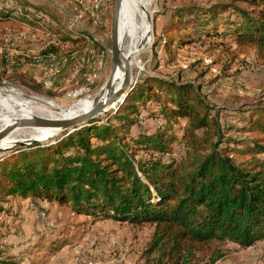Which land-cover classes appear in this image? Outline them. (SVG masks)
<instances>
[{
    "label": "trees",
    "instance_id": "1",
    "mask_svg": "<svg viewBox=\"0 0 264 264\" xmlns=\"http://www.w3.org/2000/svg\"><path fill=\"white\" fill-rule=\"evenodd\" d=\"M11 1L15 7H0V38L29 27L74 45L63 52L52 47L57 55L71 58L81 51L84 33L64 29L42 6ZM243 1L250 10L214 5L199 17L198 29L251 50L264 65V0ZM170 11L167 31L180 30L191 15L188 6ZM46 18L58 24L43 25ZM138 79L108 124L93 123L54 145L36 144L0 162V202L31 196L94 217L149 223L154 232L145 264H215V242L250 247L263 240L264 106L229 115L235 120L229 124L190 81ZM1 262L16 264L4 255Z\"/></svg>",
    "mask_w": 264,
    "mask_h": 264
},
{
    "label": "rangeland",
    "instance_id": "2",
    "mask_svg": "<svg viewBox=\"0 0 264 264\" xmlns=\"http://www.w3.org/2000/svg\"><path fill=\"white\" fill-rule=\"evenodd\" d=\"M72 2L79 6L83 4L77 0ZM150 2L152 34L148 47L132 61L135 86L138 78L149 75L190 81L219 113L221 120L229 124L235 123L229 115H249L259 105L264 106V65L257 62L255 54L249 49L240 50L229 39L209 38L198 29L201 24L197 21L199 17L208 15L216 4H232L250 10L243 0ZM15 5L11 0H0L1 8H13ZM179 6H188L191 15L186 16V23L180 30L167 31L168 24L172 23L169 20L170 9H178ZM112 16L113 0L105 23L94 18L97 23L102 22L101 30L105 35L101 44L110 62ZM194 18L196 20H192ZM221 19L220 15L218 21ZM42 20L43 25L56 23L48 18ZM193 21L197 26H193ZM81 24L84 26L82 20L71 18L66 22L72 32L82 30ZM87 41L82 42L81 50L85 49ZM52 47L63 52L69 47L74 48V45L64 43L60 37L41 29L29 27L11 30L0 38V86L10 84L25 95L39 99L41 104L35 108L46 115L54 114L48 104L67 109L79 100L93 98L109 77H105L100 85L91 82L92 78H89V83H86V78H81L55 86L17 73L22 58L31 59L32 63L47 58L57 60L59 56ZM226 64L230 66L227 71L223 68ZM114 116L115 113L102 116L94 124L106 125ZM141 123L152 125L146 119H141ZM37 145L48 146L43 143ZM38 146L16 145L1 151L0 162L12 155L35 150ZM144 157L149 160L150 154ZM0 207L4 208L0 213V255L12 257L16 264H145L144 253L154 232L149 223L136 225L109 217H94L45 198L10 196L5 202H0ZM213 247L219 252L215 264H264V239L250 247L228 241L215 242Z\"/></svg>",
    "mask_w": 264,
    "mask_h": 264
},
{
    "label": "bare ground",
    "instance_id": "3",
    "mask_svg": "<svg viewBox=\"0 0 264 264\" xmlns=\"http://www.w3.org/2000/svg\"><path fill=\"white\" fill-rule=\"evenodd\" d=\"M151 2L150 0H123V9L120 24V47L124 55L132 61L148 47L151 39ZM117 85L122 82L123 73H118ZM99 93V92H98ZM104 94V98L107 96ZM98 95V94H97ZM93 98H85L67 109H60L53 104L48 107L54 114L46 115L35 106L40 100L31 98L15 87L7 84L0 86V130L18 119L42 117L47 119H66L86 112L95 102ZM44 102V101H42ZM52 102V101H51ZM50 102V103H51ZM55 103V102H54ZM47 107V108H48ZM46 112V110H45ZM64 135L62 132L47 128L16 129L0 144V149H11L18 142L39 140L43 143H54Z\"/></svg>",
    "mask_w": 264,
    "mask_h": 264
},
{
    "label": "crops",
    "instance_id": "4",
    "mask_svg": "<svg viewBox=\"0 0 264 264\" xmlns=\"http://www.w3.org/2000/svg\"><path fill=\"white\" fill-rule=\"evenodd\" d=\"M28 1L48 9L58 22L62 21L61 25L66 30L71 31L66 25L68 18L82 20L85 27L81 24L82 30L74 31V33H84V39L88 41L85 49L71 58L58 55L57 60L53 61L47 58L37 63L35 61L32 63L31 59L22 58L17 73H21L25 77L30 76L38 82L53 83L55 86H61L65 82L76 81V79L81 78H86V83H89V78H92L91 82L100 85L110 73L111 62L104 51V46L101 44L105 34L101 30L102 26L100 24L105 23L110 14L111 0L102 2L98 12V18L102 20L100 24L94 21L97 0L84 2L82 6L76 5L72 0Z\"/></svg>",
    "mask_w": 264,
    "mask_h": 264
},
{
    "label": "water",
    "instance_id": "5",
    "mask_svg": "<svg viewBox=\"0 0 264 264\" xmlns=\"http://www.w3.org/2000/svg\"><path fill=\"white\" fill-rule=\"evenodd\" d=\"M123 9V0H113V16H112V31L110 35L111 47L109 53L111 55L110 73L107 82L100 89L95 97V102L86 112L69 117L66 119H47L42 117H32L28 119H18L10 125H7L0 130L1 142L14 130L32 129V128H47L62 132L61 138L55 140L54 143H43L39 140L18 142L16 145H33V144H48L51 146L56 144L63 138H67L78 130L86 126H90L94 121L102 116L110 113H116L119 107L127 100L128 95L135 88L133 81L132 60L124 55L120 47V24ZM123 73L120 86L117 85L119 79L118 73ZM107 92L106 98L104 94ZM120 104V105H119ZM5 151L4 149H0Z\"/></svg>",
    "mask_w": 264,
    "mask_h": 264
},
{
    "label": "built area",
    "instance_id": "6",
    "mask_svg": "<svg viewBox=\"0 0 264 264\" xmlns=\"http://www.w3.org/2000/svg\"><path fill=\"white\" fill-rule=\"evenodd\" d=\"M77 1H80L81 3H84V2H91L92 0H77ZM104 0H97V2H96V10H95V14H94V16H95V18H98V12L100 11V8H101V6H102V2H103Z\"/></svg>",
    "mask_w": 264,
    "mask_h": 264
}]
</instances>
